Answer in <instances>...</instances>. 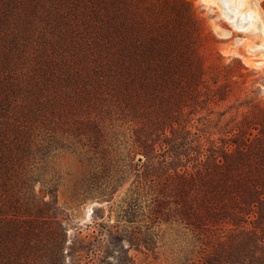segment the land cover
<instances>
[{
  "label": "trees",
  "instance_id": "1",
  "mask_svg": "<svg viewBox=\"0 0 264 264\" xmlns=\"http://www.w3.org/2000/svg\"><path fill=\"white\" fill-rule=\"evenodd\" d=\"M203 38L190 0H0V264H129L126 243L157 246V216L184 229L183 264H264V98L219 111L223 135L205 143L192 115L211 121L246 66L210 76ZM108 120L135 125L123 159L141 153L155 175L131 198L145 193L150 220L132 231L129 208L114 223L99 207L92 232L73 234L47 176L58 153L80 152L112 200L127 177Z\"/></svg>",
  "mask_w": 264,
  "mask_h": 264
},
{
  "label": "rangeland",
  "instance_id": "2",
  "mask_svg": "<svg viewBox=\"0 0 264 264\" xmlns=\"http://www.w3.org/2000/svg\"><path fill=\"white\" fill-rule=\"evenodd\" d=\"M194 6L196 14L203 23V44L201 52L204 56L207 67L210 69V76L214 72L223 69V64L233 63L237 71L241 62L246 66L243 69V76H235L231 81V96L228 101L221 102L213 106L215 111L209 119L200 118L209 113L208 110H201L192 115L194 130L197 127L206 129L201 132L204 135V142L211 134L216 140L223 135L225 121L216 125L219 120V111L226 109L231 103L237 101L238 97L245 98L247 94H259L264 98V34L259 25L250 30L236 28L230 17L216 4H208L204 0H190ZM228 0H221L226 5ZM255 2L260 15L264 18V0H249ZM232 10V9H230ZM233 11V10H232ZM232 11L229 13L232 15ZM235 10L233 11V13ZM255 52V53H253ZM250 60V61H249ZM225 74V72H223ZM222 81H225V75ZM231 113L227 114L230 117ZM241 117V114L239 115ZM107 121L105 130L108 132V140L111 152L119 158V163H123L126 169L127 180L115 192L112 200L102 199L101 191L107 187L104 178L100 180H90L97 169V161L88 155L80 152L61 151L54 159V163L48 173V180L56 186V198L63 210L66 223L70 231L74 234L79 230L84 233L92 232L94 227H90L95 221L94 211L99 207L104 208L106 218L111 214L112 222H117L118 215L124 209L129 208L134 221H125L129 230L134 231V226L145 223L149 214V202L147 196L143 195L137 204L131 205L133 190L137 186L142 188H154L153 178L155 175H145V157L138 153L133 161V166L127 165L123 159L128 153L129 144L135 138V125L130 122L118 120L111 124ZM139 164V166H138ZM140 168V171H138ZM143 182L147 184H143ZM158 183V177L157 181ZM158 186V185H157ZM42 184L39 183L37 189L40 190ZM131 206H133L131 208ZM150 232L156 241L153 250L147 248L137 249L126 243L129 254L132 257L129 264H183L189 254L186 241L183 239V228L180 233L177 231V224L160 223L158 216L149 221ZM148 225V226H149ZM139 231V228L135 229ZM159 245V246H158ZM190 257V256H189Z\"/></svg>",
  "mask_w": 264,
  "mask_h": 264
},
{
  "label": "bare ground",
  "instance_id": "3",
  "mask_svg": "<svg viewBox=\"0 0 264 264\" xmlns=\"http://www.w3.org/2000/svg\"><path fill=\"white\" fill-rule=\"evenodd\" d=\"M208 4H216L225 11L234 22L236 28L242 30H250L256 25L260 27L264 34V18L260 15L256 3L249 0H228L226 5L221 3V0H204ZM235 10V12L233 13ZM232 11V15L229 13ZM255 53V52H253ZM250 61V60H249ZM264 63V60L261 61Z\"/></svg>",
  "mask_w": 264,
  "mask_h": 264
}]
</instances>
